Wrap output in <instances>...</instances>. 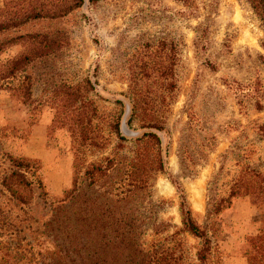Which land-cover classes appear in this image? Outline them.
<instances>
[{"label": "rangeland", "instance_id": "rangeland-1", "mask_svg": "<svg viewBox=\"0 0 264 264\" xmlns=\"http://www.w3.org/2000/svg\"><path fill=\"white\" fill-rule=\"evenodd\" d=\"M68 5L0 0V23L33 7ZM59 31L68 35L60 51L10 75L34 48L20 37ZM6 40L13 43L0 51V172L8 166L4 153L38 159L50 199L60 200L73 186L76 152L84 153V183L92 164L118 162L96 188L105 190L125 177L145 132L160 139L148 150H160L166 171L152 170L149 195L123 204L131 225L124 240L103 246L98 238V257L90 232L82 257L66 264H250L253 239L264 235V204L240 196L210 214L242 170L264 174V26L247 0H84L66 15L1 32ZM82 119L92 122L101 147L81 140ZM149 120L164 129L142 128ZM177 183L211 240L205 260L204 240L185 230ZM26 235L32 246L19 264H47L57 253L45 236Z\"/></svg>", "mask_w": 264, "mask_h": 264}, {"label": "trees", "instance_id": "trees-1", "mask_svg": "<svg viewBox=\"0 0 264 264\" xmlns=\"http://www.w3.org/2000/svg\"><path fill=\"white\" fill-rule=\"evenodd\" d=\"M8 1L13 3L17 0ZM182 1L189 2V0ZM247 2L264 26V0H247ZM83 3L84 0H69L68 6L54 11L33 7L21 17L12 18V22L0 23V33L30 20L66 15L81 7ZM20 38L32 42L34 48L14 61L9 70L10 75L23 70L36 59L60 51L68 43V35L62 31L53 34L34 33ZM10 43L13 42L9 40L0 42V51ZM136 113L137 110L134 108L133 118L137 116ZM90 123L92 122L85 119L79 120L80 138L85 144L101 147L98 146L101 136L98 132H93ZM145 123L147 124L142 128L158 131L164 129L160 121L149 120ZM115 128L119 130V122L115 124ZM159 142V136L155 132H145L142 139L138 140L136 156L125 177L105 190L103 186L96 188L100 182H103L102 180L109 178L111 173L117 170L118 162L106 158L102 163L92 164L84 173L89 183H84L79 181L84 153L76 152L73 163L75 175L73 186L64 191L62 199L55 201L50 199V192L41 174L40 160L4 153L3 157L8 166L0 172L1 264H19L21 255L26 254L28 246H32V241L28 240L26 235L28 231L45 236L43 240L54 244L58 250L54 253L57 256L53 257L54 254L46 256V259H49L47 264H66L68 258L70 262H76L75 258L82 257V239L90 232L93 234L90 247L98 257L100 254L97 252V247L115 246L118 239L124 240L125 235L130 232L127 228L131 225L123 204L129 202L131 198L149 195L152 170L163 173L166 171L160 150L154 149L153 152L148 150L151 145L156 146L155 144L158 145ZM176 187L182 194L181 214L185 230L204 240L205 248L199 255L201 260H205L212 248L211 240L192 217V211L180 183H177ZM240 196H249L253 203L264 204V174L252 169L242 170L231 186L230 194L212 203L210 214L219 215L232 206L234 198ZM109 230H112L113 234L107 233ZM113 237L115 239L111 240ZM98 238L103 246L98 245ZM253 240L256 255L251 259L250 264H264V258L258 259V256L264 253V235L257 236ZM172 260L175 261L173 258Z\"/></svg>", "mask_w": 264, "mask_h": 264}]
</instances>
